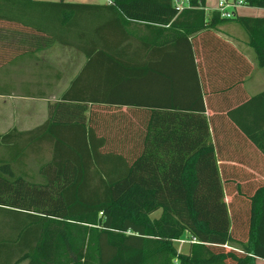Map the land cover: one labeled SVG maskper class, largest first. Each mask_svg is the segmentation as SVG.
<instances>
[{
	"label": "trees",
	"instance_id": "1",
	"mask_svg": "<svg viewBox=\"0 0 264 264\" xmlns=\"http://www.w3.org/2000/svg\"><path fill=\"white\" fill-rule=\"evenodd\" d=\"M20 1L51 5L54 40L86 61L44 123L0 134V264L264 260V90L218 128L206 102L251 70L217 26L239 24L264 67V17L209 14L206 0Z\"/></svg>",
	"mask_w": 264,
	"mask_h": 264
},
{
	"label": "crops",
	"instance_id": "2",
	"mask_svg": "<svg viewBox=\"0 0 264 264\" xmlns=\"http://www.w3.org/2000/svg\"><path fill=\"white\" fill-rule=\"evenodd\" d=\"M18 1L17 3V0H0V134L12 129L31 130L44 123L48 118L49 102L61 97L86 61L84 54L75 47L54 40L60 34L58 23H53L52 13L50 14L51 5ZM64 1L97 4L112 2V0ZM218 3L219 0H206L207 13L218 10ZM187 5L188 3H183V7ZM229 10L239 15L264 17V8L261 7L238 5ZM6 18L32 24L36 30L24 25L8 24ZM236 25L239 26L232 20L223 22L217 26L216 32L237 48V52L249 62L251 70L238 85L235 84L223 93L206 95L207 115H214V125L217 128L219 123L216 116L224 114L229 107L264 90V67L257 65L255 55L246 43L247 36L244 30ZM133 46H136V43ZM208 50L210 49H200L202 53ZM77 58L79 63L76 62ZM228 76L230 77H227V83L231 85L234 82L231 78L233 75ZM216 80L220 86L223 85L224 81L216 77L213 80L215 85ZM232 132L233 148L236 151L247 150L251 163L255 164L252 147L246 143L243 146L240 135L235 129H232ZM17 264H28V261L23 260ZM256 264H264V260L258 259Z\"/></svg>",
	"mask_w": 264,
	"mask_h": 264
},
{
	"label": "built area",
	"instance_id": "3",
	"mask_svg": "<svg viewBox=\"0 0 264 264\" xmlns=\"http://www.w3.org/2000/svg\"><path fill=\"white\" fill-rule=\"evenodd\" d=\"M189 0H176V6L179 9L183 8V3H188ZM238 5H242L241 0H219L218 10L221 12L222 16L230 17L233 13L229 8H235Z\"/></svg>",
	"mask_w": 264,
	"mask_h": 264
},
{
	"label": "rangeland",
	"instance_id": "4",
	"mask_svg": "<svg viewBox=\"0 0 264 264\" xmlns=\"http://www.w3.org/2000/svg\"><path fill=\"white\" fill-rule=\"evenodd\" d=\"M236 27H239V26L236 25ZM239 29H241V28H239ZM251 49H252V48H251ZM252 52H253V50H252ZM253 55H254V52H253ZM77 57H78V56H77ZM76 62L79 63V58H77ZM32 163H33V162H32ZM33 164H34V163H33ZM157 215H159V212L156 213L154 216H157ZM189 240H190V238H189V236H188L186 233L181 237V239L177 240V241L175 242V244H176L178 250H179V251H182V252H184V251L186 252L187 249H188V243H189Z\"/></svg>",
	"mask_w": 264,
	"mask_h": 264
}]
</instances>
